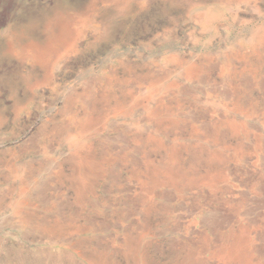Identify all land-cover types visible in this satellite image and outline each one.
Wrapping results in <instances>:
<instances>
[{
	"label": "rangeland",
	"instance_id": "1",
	"mask_svg": "<svg viewBox=\"0 0 264 264\" xmlns=\"http://www.w3.org/2000/svg\"><path fill=\"white\" fill-rule=\"evenodd\" d=\"M0 264H264V0H0Z\"/></svg>",
	"mask_w": 264,
	"mask_h": 264
}]
</instances>
